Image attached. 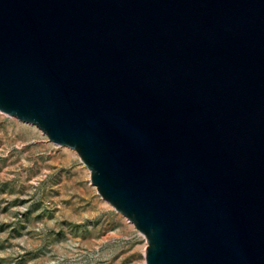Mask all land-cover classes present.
Segmentation results:
<instances>
[{"label": "water", "instance_id": "95a60500", "mask_svg": "<svg viewBox=\"0 0 264 264\" xmlns=\"http://www.w3.org/2000/svg\"><path fill=\"white\" fill-rule=\"evenodd\" d=\"M0 112L77 152L146 264H264V0H0Z\"/></svg>", "mask_w": 264, "mask_h": 264}, {"label": "rangeland", "instance_id": "374dc122", "mask_svg": "<svg viewBox=\"0 0 264 264\" xmlns=\"http://www.w3.org/2000/svg\"><path fill=\"white\" fill-rule=\"evenodd\" d=\"M76 151L0 112V264H146L147 240Z\"/></svg>", "mask_w": 264, "mask_h": 264}]
</instances>
